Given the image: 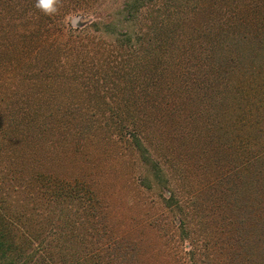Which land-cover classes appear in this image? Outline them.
<instances>
[{"label": "trees", "instance_id": "16d2710c", "mask_svg": "<svg viewBox=\"0 0 264 264\" xmlns=\"http://www.w3.org/2000/svg\"><path fill=\"white\" fill-rule=\"evenodd\" d=\"M191 1L122 0V21L145 22L131 33L109 16L68 23L104 0H58L51 15L0 0V264H264V139L241 151L217 120L202 123L196 74L224 107L231 70L211 41L210 58L191 57L203 7ZM261 1L245 6L254 14ZM152 140L160 161L142 153ZM133 150L149 171L217 173L196 169L185 211L175 198L171 217L134 214L109 190Z\"/></svg>", "mask_w": 264, "mask_h": 264}, {"label": "rangeland", "instance_id": "374dc122", "mask_svg": "<svg viewBox=\"0 0 264 264\" xmlns=\"http://www.w3.org/2000/svg\"><path fill=\"white\" fill-rule=\"evenodd\" d=\"M121 1L104 0L98 6L99 10L96 12L72 13L67 17V21L72 27H75L81 23H86L87 20H93L98 17L106 20L109 16L115 19L114 22L117 21L116 28L129 30L131 33L137 31L140 26L143 29L145 22L139 21V18L135 22L122 21L121 17H123L124 12L118 6ZM193 1L189 3V8L194 6ZM216 1L217 4L213 0L198 1L203 7L201 13L198 11L192 18L193 25L196 23L197 31L195 30L192 34V37L195 39V44L192 48L191 57L196 55V58L204 61L210 58L204 55L209 54L211 56V42L215 45L214 55H212L211 59L214 61L221 59L223 66L225 64L228 65L227 71L231 70L229 76L224 79L226 86V89H224V99L225 103L227 104L228 102V104L224 107L221 106V108L218 105L221 99L218 100L216 98L217 96H214L213 100L209 98L211 93H214L212 90L213 84L209 83V81L206 83L204 81L205 79L201 80V74L198 72L195 76L198 80L193 78V82H196V85L203 89V94L200 95L204 101L202 107L200 106L203 114L202 123L208 125L213 124L215 127V120H217L218 124L222 126V129L218 132L223 139L226 135H223L222 131L225 130L230 140H234L233 147L240 146L241 151L243 148H250L252 151H255L258 150L259 142L264 139V131H262L264 128V15H261V13H264L261 12V8L262 10L264 9V0L259 3V10L254 14L245 6L248 5V0H225L224 3L221 0ZM208 4L216 5L211 8L219 9L218 13L220 14V18H217L215 21H210L212 16L206 13L207 7L211 6H208ZM245 8L247 10L244 11ZM140 13H137L139 14L137 17L144 15V10H140ZM75 16L77 19L71 22V19ZM146 23L149 22L146 21ZM185 30L187 31V28ZM185 35H189V33ZM208 35L210 37L209 40L207 39ZM183 61L185 63L187 62L185 56L182 58ZM194 89L195 87L192 86V90ZM239 115L241 118L243 116L245 117L244 126H241L243 124H241V119L238 123L233 122L234 117ZM178 123L180 124L179 127L186 126L187 128L186 121H179ZM259 127H261L260 130ZM164 129L168 131V128L164 126L162 130L163 134L166 132ZM159 142L157 140L156 143H153L152 140L150 145L144 143L146 150L143 149L142 153L144 155L146 154L145 156L148 158H158L160 161L163 156H160L159 153L164 151V149H158L159 151L156 154L152 152L159 147ZM230 143L232 145V141ZM184 144L188 145L189 143L185 141ZM188 147L190 148L191 146L189 145ZM208 148H206L207 151ZM250 149L248 150L251 151ZM206 150L203 157L206 155ZM145 151L148 152L145 153ZM241 151L238 152L240 156ZM182 153L185 158H188L185 150ZM139 155V153L133 150L130 160H124L122 167L115 173L117 176H114V178L110 176L117 183L115 184V190L113 182L110 181L109 184V190L116 191L117 202L120 204V207L126 209V211L132 210L134 214H138L139 211L158 213L162 210L166 213V216L170 214V204H173L175 198H179V202L183 201L182 206L185 211L184 200L187 201L186 197L190 194V189L196 186L195 184L197 183L199 172L201 173L202 168L204 169L203 172L208 175H215L217 173L215 167L208 168L201 164L202 168L196 166L180 175L176 171L171 172L169 170L165 175L161 170L158 172L149 171L147 169L149 162H143ZM241 158L244 157L241 156ZM166 164L168 163L163 161V167ZM192 165L193 163H191ZM200 168V171H196V169ZM232 186L233 188L236 186L234 180ZM237 186H240V184H237ZM171 192L174 194V198L170 199L171 201L169 202V193ZM172 209L174 211L173 213H178V210L174 206H172ZM171 216L172 214H170Z\"/></svg>", "mask_w": 264, "mask_h": 264}, {"label": "clouds", "instance_id": "9594fccd", "mask_svg": "<svg viewBox=\"0 0 264 264\" xmlns=\"http://www.w3.org/2000/svg\"><path fill=\"white\" fill-rule=\"evenodd\" d=\"M58 0H36L35 7L45 15L54 14L57 10Z\"/></svg>", "mask_w": 264, "mask_h": 264}, {"label": "water", "instance_id": "95a60500", "mask_svg": "<svg viewBox=\"0 0 264 264\" xmlns=\"http://www.w3.org/2000/svg\"><path fill=\"white\" fill-rule=\"evenodd\" d=\"M75 19H77L76 16L71 19V22H74Z\"/></svg>", "mask_w": 264, "mask_h": 264}]
</instances>
